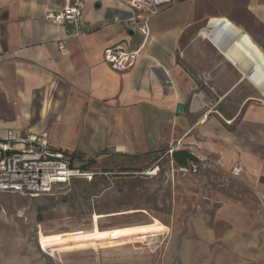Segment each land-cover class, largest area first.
Returning <instances> with one entry per match:
<instances>
[{
	"label": "crops",
	"instance_id": "0c3cea01",
	"mask_svg": "<svg viewBox=\"0 0 264 264\" xmlns=\"http://www.w3.org/2000/svg\"><path fill=\"white\" fill-rule=\"evenodd\" d=\"M62 5L0 0V139L30 131L45 133L56 150L131 154L180 141L205 164L242 166L239 177L262 203L252 212L264 232V103L223 102L249 79L200 33L223 18L264 57V0H171L148 19V37L125 71L112 69L103 50L142 42L134 11L120 0H84L82 32L60 51L70 27L46 14Z\"/></svg>",
	"mask_w": 264,
	"mask_h": 264
},
{
	"label": "rangeland",
	"instance_id": "374dc122",
	"mask_svg": "<svg viewBox=\"0 0 264 264\" xmlns=\"http://www.w3.org/2000/svg\"><path fill=\"white\" fill-rule=\"evenodd\" d=\"M225 99L264 103L246 78ZM217 105L224 108L221 101ZM169 149L134 154L62 149L75 162L86 159L83 169L94 175L45 195L0 192V264H264L262 217L252 212L262 203L250 188L229 168L199 158L196 171L180 167ZM95 212L105 214L98 221L102 229L152 218L166 227L80 247L39 242L40 230L49 236L89 228Z\"/></svg>",
	"mask_w": 264,
	"mask_h": 264
},
{
	"label": "built area",
	"instance_id": "2783aa9c",
	"mask_svg": "<svg viewBox=\"0 0 264 264\" xmlns=\"http://www.w3.org/2000/svg\"><path fill=\"white\" fill-rule=\"evenodd\" d=\"M60 8L50 10L46 19L57 25H68V36L57 41L58 49L65 51L70 37L82 32L80 20L84 0H62ZM133 11L131 22L142 35V42L135 49H128L123 42L106 47L103 58L116 71L130 69L137 61L141 47L148 37V19L169 4L171 0H120ZM182 144L176 141L169 152L180 149ZM202 160V159H201ZM87 161L75 162L68 152L54 149L45 133L25 131L17 133L9 130L4 139H0V192L38 196L50 194L57 187L70 184L74 178L91 179L93 171L83 169ZM218 165L217 162L211 161ZM189 168L196 171L198 164L190 163ZM242 166L235 164L230 168L233 176H239Z\"/></svg>",
	"mask_w": 264,
	"mask_h": 264
},
{
	"label": "bare ground",
	"instance_id": "6f19581e",
	"mask_svg": "<svg viewBox=\"0 0 264 264\" xmlns=\"http://www.w3.org/2000/svg\"><path fill=\"white\" fill-rule=\"evenodd\" d=\"M200 33L232 63L239 65L244 70L251 66V70L247 71L246 76L264 97V57L254 45L223 18L211 19V28L203 29ZM104 215L93 213V224L89 228L56 233L49 236H45L40 230L39 242L52 248L55 246L60 248L80 247L94 244L99 240L102 241L129 234H138L140 237V235L148 232H160L166 227L157 218H152L148 223L139 222L140 224L132 223L126 226L102 229L98 221Z\"/></svg>",
	"mask_w": 264,
	"mask_h": 264
},
{
	"label": "trees",
	"instance_id": "16d2710c",
	"mask_svg": "<svg viewBox=\"0 0 264 264\" xmlns=\"http://www.w3.org/2000/svg\"><path fill=\"white\" fill-rule=\"evenodd\" d=\"M153 152H156V151H153ZM145 153H150V152H145ZM171 153H172V159L180 167H186L190 163L197 162L198 160L196 155H194L192 152H190L187 149L180 148V149L173 150ZM81 167L84 168L85 166L81 165Z\"/></svg>",
	"mask_w": 264,
	"mask_h": 264
},
{
	"label": "water",
	"instance_id": "95a60500",
	"mask_svg": "<svg viewBox=\"0 0 264 264\" xmlns=\"http://www.w3.org/2000/svg\"><path fill=\"white\" fill-rule=\"evenodd\" d=\"M245 76H246V75H245ZM223 102L226 103L227 100L224 99ZM182 110H183V106H182V105H178V106H177V111H178V112H181Z\"/></svg>",
	"mask_w": 264,
	"mask_h": 264
}]
</instances>
